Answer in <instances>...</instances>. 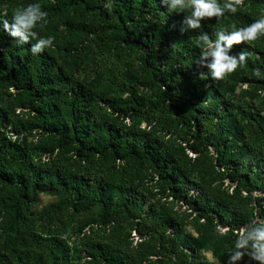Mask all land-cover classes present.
Returning <instances> with one entry per match:
<instances>
[{
  "label": "trees",
  "instance_id": "1",
  "mask_svg": "<svg viewBox=\"0 0 264 264\" xmlns=\"http://www.w3.org/2000/svg\"><path fill=\"white\" fill-rule=\"evenodd\" d=\"M34 2L52 47L33 56L0 29V264L81 253L65 232L36 233L42 194L102 229L88 264H228L240 229L264 220V37L233 46L249 58L232 83L196 60L201 33L247 27L264 0L183 33L187 13L161 0H0V15Z\"/></svg>",
  "mask_w": 264,
  "mask_h": 264
},
{
  "label": "clouds",
  "instance_id": "2",
  "mask_svg": "<svg viewBox=\"0 0 264 264\" xmlns=\"http://www.w3.org/2000/svg\"><path fill=\"white\" fill-rule=\"evenodd\" d=\"M240 0H161L169 12L187 13L182 21L181 32L200 29L202 21L208 18H221L226 12L235 14ZM47 13L39 3H30L14 11L11 19L0 15V29L15 38L17 46L31 44L29 49L33 56L39 55L53 46L52 37H38L34 30ZM233 30H218L213 40L207 33H201L204 47L196 63L207 69L202 78L215 81L224 79L228 74L247 64L249 53L241 51L231 55L234 45L253 42L264 37V17L255 20L247 27ZM34 41V42H33ZM259 77L261 70L256 69ZM220 235H224L220 232ZM228 264H237L248 257L255 264H264V220H251L244 225L234 241L233 248L227 255Z\"/></svg>",
  "mask_w": 264,
  "mask_h": 264
},
{
  "label": "rangeland",
  "instance_id": "3",
  "mask_svg": "<svg viewBox=\"0 0 264 264\" xmlns=\"http://www.w3.org/2000/svg\"><path fill=\"white\" fill-rule=\"evenodd\" d=\"M225 79L230 83L234 82L230 75L226 76ZM59 202V197L49 194L40 195L37 203L33 207L31 223L35 225L36 233L40 234L42 232L43 236H47L44 231L49 230L50 227L56 228L62 233L65 232V234L71 238V242L81 250L80 254L71 258L69 264H88L90 259L85 252L88 240H91L90 242L99 241L102 236V229L99 225L91 221L88 216L76 215L66 208L55 207ZM174 207L175 210L180 213L186 211L185 208H182L180 205ZM195 226L196 224L193 221V217H189V228L192 229L195 228ZM133 236H135V234H133ZM136 242L137 237H134L133 246H135ZM206 257L212 262H220L218 254L216 255V252L213 250H208L206 252ZM36 258V264H51L50 253L44 247L36 249Z\"/></svg>",
  "mask_w": 264,
  "mask_h": 264
}]
</instances>
